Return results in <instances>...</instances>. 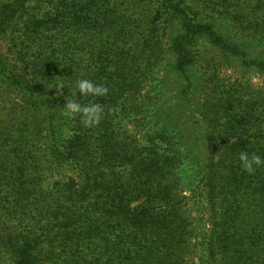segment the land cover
Listing matches in <instances>:
<instances>
[{"label": "trees", "instance_id": "obj_1", "mask_svg": "<svg viewBox=\"0 0 264 264\" xmlns=\"http://www.w3.org/2000/svg\"><path fill=\"white\" fill-rule=\"evenodd\" d=\"M49 2L35 25L13 29L0 18V244L7 240L11 264H264V165L249 175L238 161L241 151L264 156V96L261 110L238 98L211 105L215 135L205 114L193 122L194 107L153 124L121 107L149 76L138 64H150L173 24L179 31L168 49L184 79L181 99L192 87L200 37L245 68L264 73V60L220 35L188 0ZM223 2L237 3L236 12L247 10L264 30V0ZM28 27L42 36L54 30L51 45L37 53ZM3 42L21 50L8 59ZM81 78L108 88L104 96L76 97L101 105L94 126L63 113ZM134 120L154 134L147 145L126 142L119 124L132 128ZM184 128L201 131L207 143L195 137L184 146ZM63 172L71 176L55 179ZM184 180L195 182L191 198L205 203L206 232L195 229Z\"/></svg>", "mask_w": 264, "mask_h": 264}, {"label": "rangeland", "instance_id": "obj_2", "mask_svg": "<svg viewBox=\"0 0 264 264\" xmlns=\"http://www.w3.org/2000/svg\"><path fill=\"white\" fill-rule=\"evenodd\" d=\"M48 1L0 0V18L10 23L12 21V27L15 23L22 24L25 21H31L34 24V19L37 21L49 12L46 10L51 5L50 2L47 3ZM188 1L197 7L195 8L196 13H194L198 14L200 19L212 23L220 35L229 39L232 43L246 46V51L251 59L264 60V30L255 26L257 20L255 16L250 15L247 10H243L241 13L236 12L238 8L234 5L237 3H224L223 0L217 2L210 0ZM217 3H222L226 9H221ZM134 9V6H132L130 11L132 12ZM259 19L263 20L264 16H260ZM238 22H242V24ZM28 28V34L32 37L31 45L39 49L37 53L42 52L46 47L51 45L53 39L51 35L54 34V30H45L43 34L46 36H42L39 28L36 30H33V27ZM16 29L19 30V27ZM178 31V27L174 24L167 26L162 40L163 44L157 56L153 58L150 64H144L147 59L143 63L139 60L131 63L133 65L132 68H135L138 62H140L138 66H145L149 71V76L144 84L137 88L138 91L135 92L137 93L136 96L133 94L132 96L127 95L124 97L125 101L123 102L124 105L121 106L122 108L133 113V117H137V113L142 112L143 115L141 117L146 118V120L151 119V124H153V121L159 123L164 117L176 119L181 114L182 109L185 111L194 107L195 111L191 113L193 122L196 123L197 120L201 122V117L205 114L208 117L205 118L208 127L213 132V135L216 134L219 125L214 121L216 119L214 115L209 117L211 105H214L212 108H215L225 102L230 104L233 99L238 98L257 105L251 109L257 108L261 110L260 103L264 96V73L256 69H248L241 66L237 59L224 55L202 37L197 39L192 51L194 63L188 71L192 87L188 93L185 92L186 98L181 99L182 90L185 86L184 79L176 75L174 59L168 49V39L174 37ZM20 50V46H12V43L7 42H3V47L1 48L3 56L8 59L12 58L10 56L11 53ZM92 65H94V58ZM128 91L130 92V89ZM208 103L212 104L209 105ZM249 112H245L247 114L245 120L249 119ZM135 121L137 120H134L130 124L132 128L124 123L119 124L121 131H128L131 137L129 140L131 142L128 140L126 142L147 145L154 134L152 132L148 134V129L139 130L137 126H140L141 122ZM184 131L187 141L183 143L184 146L190 145L191 139L194 140L195 137H197L198 143L202 145H205L208 141L205 135L202 137L201 131L192 130V133L186 128H184ZM179 136L176 137L177 141L179 140ZM199 137L201 138L198 139ZM191 155L193 154L191 153ZM70 173L63 172V175H58L55 179L71 176ZM191 183L195 184L194 181L184 180L182 187L183 194L189 196L187 205L192 218H194L195 229L200 232H206L208 229V212L204 202L200 201L197 203L194 198H191ZM187 184L190 185L188 186ZM6 241L0 244V264H11L12 261Z\"/></svg>", "mask_w": 264, "mask_h": 264}, {"label": "clouds", "instance_id": "obj_3", "mask_svg": "<svg viewBox=\"0 0 264 264\" xmlns=\"http://www.w3.org/2000/svg\"><path fill=\"white\" fill-rule=\"evenodd\" d=\"M55 89H64L63 84H57ZM108 88L103 84H97L89 79H78L75 83V90L72 97H65L63 104V113L66 116H79L85 126H94L98 124L102 118L103 109L98 103L81 104L76 98L80 97H100L107 95ZM238 161L246 173L253 174L256 169L264 165V156L241 151L238 156Z\"/></svg>", "mask_w": 264, "mask_h": 264}]
</instances>
